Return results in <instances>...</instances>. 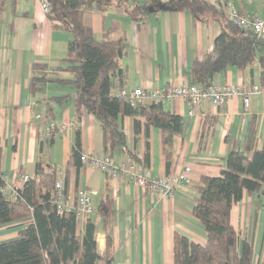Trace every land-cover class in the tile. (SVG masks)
I'll use <instances>...</instances> for the list:
<instances>
[{
  "label": "crops",
  "instance_id": "0c3cea01",
  "mask_svg": "<svg viewBox=\"0 0 264 264\" xmlns=\"http://www.w3.org/2000/svg\"><path fill=\"white\" fill-rule=\"evenodd\" d=\"M208 1L221 6L233 3L242 12L263 15L264 0ZM6 6L0 13V170L5 174L6 187L22 189L24 184L18 176H34L39 162L57 168L60 180H64L75 148L76 125L81 131L83 155H109L118 165L134 163L120 151L110 155L104 150L101 122L86 110L76 113L71 87L49 84L44 92L31 94L33 66L37 63L47 64L49 68L60 66L74 35L60 26L55 28L34 0ZM83 20L98 40L107 32L113 40L125 39L124 77L114 80L113 94L121 90L149 92L192 84L191 66L213 49L220 33L216 23L195 22L186 12H159L138 24L126 9L112 7L104 13L85 11ZM212 83L238 86L248 93L254 86H264V72L260 66L254 67L252 73L232 68L216 75ZM63 95L71 98L48 102L52 96ZM151 102L145 99L139 104ZM162 105L166 112L184 121L183 133L175 137L170 158L165 152L161 129L148 125L144 117L125 116L122 123L128 145L140 160L136 163L138 173L167 177L191 169L187 173L191 183L178 188L173 199L152 195L124 177L112 179L82 162L69 171L70 200H75L81 190L96 192L92 198L95 214L78 221V232L83 235L87 219L92 218L97 226L101 255L107 244L97 208L107 198L114 205V256L110 261L101 259L98 264H174L176 233L205 245L207 234L193 215L197 187L203 178L221 174L233 146L244 142L251 116L258 117L259 134L264 135L262 94L251 97L248 110L241 96L234 97L223 108L205 103L192 110L182 99ZM49 108L52 115L47 118ZM39 115L41 119L37 118ZM135 121L140 122L138 132ZM51 122L64 129L43 138ZM147 155L149 159L145 163ZM231 222L241 240L253 243V264H264V196L245 195L234 205ZM16 226L1 229L0 241L16 237L19 232Z\"/></svg>",
  "mask_w": 264,
  "mask_h": 264
},
{
  "label": "trees",
  "instance_id": "16d2710c",
  "mask_svg": "<svg viewBox=\"0 0 264 264\" xmlns=\"http://www.w3.org/2000/svg\"><path fill=\"white\" fill-rule=\"evenodd\" d=\"M11 2L18 1L0 0V13ZM49 2V20L56 25L55 28L60 26L71 32L74 39L69 42L68 54L60 66L49 68L42 63L33 66L31 94L44 92L49 84L71 87L76 113L79 115L86 110L101 122L104 150L110 155L120 151L135 164L140 160L128 145L123 117H144L148 125L161 129L168 157L175 137L183 133L184 121L180 116L166 112L162 103L152 101L134 105L121 98L119 93L113 94L114 80L124 77L125 39L113 40L107 32L102 40H98L84 23L85 11L104 13L112 7L124 8L138 24L159 12H186L195 22L216 23L220 33L213 49L191 66L192 84L209 86L216 75L232 68L252 73L254 67L260 66L264 72V37L238 27L228 19L223 7L219 9L208 0ZM70 98L71 95L52 96L48 102L59 103ZM51 115L52 108H49L47 118ZM139 126L140 122L135 121L136 132ZM259 127L258 117L251 116L244 142L233 146L221 174L203 178L197 187L193 215L201 222L207 242L201 245L176 233L174 264H253V243L241 240L231 222V213L245 195L264 196V135L260 136ZM76 129L75 148L64 179L66 194L69 171L72 167H79L83 155L81 131L77 125ZM1 152L0 148V157ZM145 159L148 163V155ZM170 163L169 160L168 166ZM59 181L57 168L39 162L34 176L24 184L15 201L2 192L6 180L0 170V230L15 225L19 228L16 237L0 241V264H98L101 259H113L115 210L111 199L107 198L97 208L107 244L104 255H101L94 220L87 219L84 234L80 235L76 214L69 211L59 213L53 204L51 194Z\"/></svg>",
  "mask_w": 264,
  "mask_h": 264
},
{
  "label": "built area",
  "instance_id": "2783aa9c",
  "mask_svg": "<svg viewBox=\"0 0 264 264\" xmlns=\"http://www.w3.org/2000/svg\"><path fill=\"white\" fill-rule=\"evenodd\" d=\"M26 1V0H17ZM40 9L48 15L51 9L49 0H34ZM219 9L224 8L228 19L244 30L253 31L259 37H264V6L263 15L257 16L249 12L240 11L233 3H227L224 6L217 5ZM120 97L127 100L131 104H139L145 99H150L157 103H171L176 99H182L187 102L192 110L208 103L215 108L225 107L231 99L236 96L243 98L244 107L246 110L250 108L251 97L255 94L264 95V90L260 86H254L252 91L243 93L241 88L233 85H217L211 83L209 86H201L197 84H179L168 87L167 89H153L145 92L142 89H135L133 91L121 90L118 92ZM193 114V111L191 112ZM41 119L42 116L37 117ZM58 129H64V126L59 127L56 122H51L43 133V138L50 136L51 133ZM81 162L96 169L112 179H119L124 177L128 180L134 181L141 189L151 193L152 195L163 197L166 199H173L178 188H183L191 183L187 173L191 172L190 168H186L184 173L173 174L167 177L149 176L144 173L136 171V164L130 162L128 165H118L109 155L105 156H81ZM19 181L25 184L29 181L28 175H19ZM18 186H9L3 189V194L13 200L18 199ZM96 192L90 190H81L75 200L70 198L65 193L64 180H60L56 184V188L52 191L51 200L56 206L59 213L66 211L76 214L77 220L85 217L93 216L95 209L92 203L93 196Z\"/></svg>",
  "mask_w": 264,
  "mask_h": 264
},
{
  "label": "rangeland",
  "instance_id": "374dc122",
  "mask_svg": "<svg viewBox=\"0 0 264 264\" xmlns=\"http://www.w3.org/2000/svg\"><path fill=\"white\" fill-rule=\"evenodd\" d=\"M140 1H142V0H140ZM133 2V1H132ZM132 4V3H131Z\"/></svg>",
  "mask_w": 264,
  "mask_h": 264
}]
</instances>
